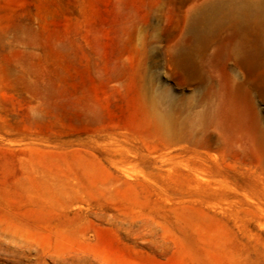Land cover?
I'll list each match as a JSON object with an SVG mask.
<instances>
[{
	"label": "rangeland",
	"instance_id": "rangeland-1",
	"mask_svg": "<svg viewBox=\"0 0 264 264\" xmlns=\"http://www.w3.org/2000/svg\"><path fill=\"white\" fill-rule=\"evenodd\" d=\"M0 264H264V0H0Z\"/></svg>",
	"mask_w": 264,
	"mask_h": 264
},
{
	"label": "bare ground",
	"instance_id": "bare-ground-1",
	"mask_svg": "<svg viewBox=\"0 0 264 264\" xmlns=\"http://www.w3.org/2000/svg\"><path fill=\"white\" fill-rule=\"evenodd\" d=\"M235 87H237L236 93H240L242 91V87H244V84L238 83ZM237 106V105H236ZM239 106V105H238ZM238 113V112H237Z\"/></svg>",
	"mask_w": 264,
	"mask_h": 264
}]
</instances>
